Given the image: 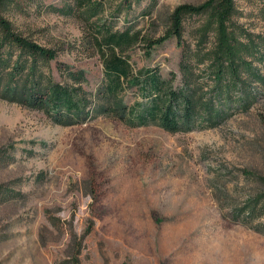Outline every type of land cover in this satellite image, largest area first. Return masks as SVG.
I'll return each instance as SVG.
<instances>
[{"label":"rangeland","instance_id":"rangeland-1","mask_svg":"<svg viewBox=\"0 0 264 264\" xmlns=\"http://www.w3.org/2000/svg\"><path fill=\"white\" fill-rule=\"evenodd\" d=\"M93 1L95 10L76 0L0 3L8 33L55 50L46 76L80 87L87 102L82 118L57 122L13 101L0 81V264H264V0H233L222 28L185 17L179 43L167 34L172 13L207 0ZM103 24L139 33L135 71L157 68L168 87L187 86L193 128H131L103 112L111 101L100 93L93 32ZM222 31L238 43L228 56L216 51ZM231 64L236 76L222 72ZM136 94L127 89L124 104L141 102Z\"/></svg>","mask_w":264,"mask_h":264},{"label":"trees","instance_id":"trees-1","mask_svg":"<svg viewBox=\"0 0 264 264\" xmlns=\"http://www.w3.org/2000/svg\"><path fill=\"white\" fill-rule=\"evenodd\" d=\"M2 1L4 2V0H0V3ZM76 1L80 9L95 10L98 5L93 0ZM234 12L233 0H207L196 8L180 6L174 10L170 17L172 25L167 32L168 37L175 38L178 43L180 42L182 22L187 16L207 15L219 28H222ZM0 24L3 34L0 46V81L7 80L6 89L14 95L13 101L26 106L46 108L47 114L57 122H61L64 118L69 120L82 118L87 108V102L81 88L52 82L45 74L44 67L56 60V51L44 49L10 34L8 27L1 22ZM93 32L96 53L104 76L100 93L111 101V104L103 109L105 114L131 128L147 127L154 124L170 134L188 131L195 126L196 105L192 93L188 92L185 83L183 90L172 89L167 86L166 80L157 68H142L138 71L133 69L130 51L141 40L139 33H131L130 29L114 31L104 24L94 29ZM165 40L166 37L155 41L154 44H160ZM237 46L238 43L234 38L222 31L216 51H218L217 54L228 56L233 50L238 49ZM13 59H15L14 62ZM229 67L228 71L224 68L222 72L236 76L235 65L231 64ZM60 69L68 72L66 66H62ZM219 71L218 85L214 93L217 97L223 94L225 78V76L222 78L221 70ZM81 74L79 75L81 76ZM79 75L76 77L77 75L75 76V73L72 72L70 77L77 80L78 83H82L84 80L82 81V76ZM232 76L233 83L236 85L237 82ZM21 80L22 84L19 86ZM131 87L135 89L141 102L138 101L132 106H127L124 104L122 96ZM232 87L234 88V86ZM206 107V110L210 111L208 118H219L220 111L215 116L213 114L214 107L205 104L204 108ZM256 213L254 210L251 211L241 222L245 225L250 224ZM238 218H240L238 214L234 215L235 220ZM262 227L258 226V229L261 230Z\"/></svg>","mask_w":264,"mask_h":264}]
</instances>
